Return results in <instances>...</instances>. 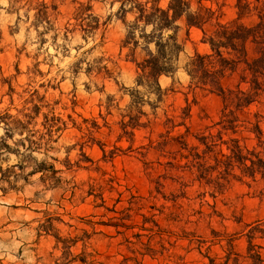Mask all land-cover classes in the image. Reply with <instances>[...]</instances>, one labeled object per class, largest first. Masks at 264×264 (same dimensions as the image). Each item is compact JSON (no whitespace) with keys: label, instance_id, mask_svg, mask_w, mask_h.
Returning <instances> with one entry per match:
<instances>
[{"label":"rangeland","instance_id":"obj_1","mask_svg":"<svg viewBox=\"0 0 264 264\" xmlns=\"http://www.w3.org/2000/svg\"><path fill=\"white\" fill-rule=\"evenodd\" d=\"M235 1L223 2L226 20L234 17ZM146 2L0 0V117L12 118L0 120V168L8 171V183L0 181V264H208L224 256L230 236L234 252L245 255L246 226L264 219V184L232 181L212 196L183 170L178 137L189 128L185 142L197 146L194 137L217 122L222 100L190 91L185 65L208 50L201 32L183 22L177 23L181 50L174 72L158 80L162 97L136 87L137 65L154 51L138 29L129 34L135 7ZM42 5L46 21L40 20ZM133 91L143 115L140 127L124 132L137 112ZM186 106L190 119L180 126ZM248 113L264 116V104ZM11 120L27 124L7 138ZM242 138L247 147L255 145L252 135ZM177 179L187 185L183 195ZM169 196L178 197L179 224L166 219L175 212ZM132 197L145 200L140 211L130 205ZM162 206L169 210L155 220L164 234L148 243L141 215ZM211 232L224 240L212 245ZM136 234L143 236L139 244Z\"/></svg>","mask_w":264,"mask_h":264},{"label":"trees","instance_id":"obj_2","mask_svg":"<svg viewBox=\"0 0 264 264\" xmlns=\"http://www.w3.org/2000/svg\"><path fill=\"white\" fill-rule=\"evenodd\" d=\"M224 1L168 0L166 8H161L160 0H147L135 7L138 16L132 25V32L129 33L133 37V30L138 29L146 47L150 44L154 46V51H149L146 59L137 65L139 75L136 87H144L148 93L161 98L164 91L161 90L158 80L161 76L173 74L174 61L181 50L176 38L177 23L183 22L187 28H195L201 32L200 43L208 51L203 54L195 53L185 65L184 71L189 79L191 92L197 90L220 96L222 108L217 122L194 137L197 146L188 148L185 142L189 136V128L185 129L178 140L181 151L185 152L181 156V159L186 160L183 170L193 174L195 181L209 189L212 196L221 194L232 181L264 184V130L261 128L264 116L256 113L250 119L248 113L252 106L264 104V0H236L234 17L230 20H226L222 12ZM46 9L41 6L40 20L46 21ZM120 11L125 12L124 5ZM250 18H255V21L247 24L245 20ZM139 24H142V28L138 27ZM147 28H150L149 33L145 32ZM133 45L136 46L137 42ZM229 80L233 81V86L225 87V82ZM138 94V91L131 93V109L135 108L136 111L140 103L135 99H141ZM38 112L37 107L31 110L34 116ZM190 112V106L182 109L180 126H184V122L190 119ZM142 115L137 111L136 116H131L132 125H123V131L129 127H140L138 121ZM24 117L30 118L26 115ZM4 119L12 118L7 115L0 117V120ZM26 124L11 120L8 126L13 128L5 130V136L9 138V131L23 129ZM164 126L170 130L175 127L171 119H167ZM214 129L217 130L216 134L212 133ZM242 135H252L255 145L251 148L244 145L242 142L246 139ZM223 146L226 153L222 151ZM4 147L8 149L7 146ZM7 174L8 171L4 172L0 168V181L8 183ZM175 183L179 184L181 194H185L187 185L179 179ZM156 186L155 194L161 195V186ZM131 200L130 205H139V211L142 209L141 205L144 206L143 198L132 197ZM177 200L176 196L165 198V201L173 203L175 212H169L166 216L167 221L173 224L183 222L182 215L176 213L179 209L175 206ZM151 209V214L141 215L143 223L140 230L148 233V243L164 234L155 219L162 216L163 211L168 208L162 206ZM145 225H150V228H144ZM246 229L244 237L247 248L244 256L234 252L233 239L230 236L226 240L224 256L208 258V264H264L261 255L264 246L254 244L256 241L264 243V219L246 226ZM211 235L214 238L212 245L220 244L224 240V236L218 233L211 232ZM142 237L136 234L137 244ZM126 242L131 244L128 240Z\"/></svg>","mask_w":264,"mask_h":264},{"label":"crops","instance_id":"obj_3","mask_svg":"<svg viewBox=\"0 0 264 264\" xmlns=\"http://www.w3.org/2000/svg\"><path fill=\"white\" fill-rule=\"evenodd\" d=\"M203 45V44H202ZM205 46V45H204ZM206 53V52H205Z\"/></svg>","mask_w":264,"mask_h":264}]
</instances>
